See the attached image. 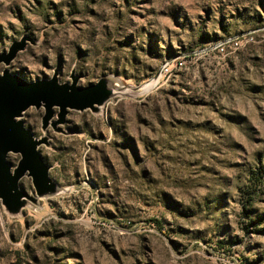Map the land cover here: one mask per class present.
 Returning <instances> with one entry per match:
<instances>
[{
    "label": "rangeland",
    "instance_id": "374dc122",
    "mask_svg": "<svg viewBox=\"0 0 264 264\" xmlns=\"http://www.w3.org/2000/svg\"><path fill=\"white\" fill-rule=\"evenodd\" d=\"M21 40L0 75L120 94L21 113L56 191L0 200V264H264V0H0Z\"/></svg>",
    "mask_w": 264,
    "mask_h": 264
},
{
    "label": "water",
    "instance_id": "95a60500",
    "mask_svg": "<svg viewBox=\"0 0 264 264\" xmlns=\"http://www.w3.org/2000/svg\"><path fill=\"white\" fill-rule=\"evenodd\" d=\"M24 46L23 40L13 43L6 53L0 54V63L9 65ZM102 81L80 88L76 79H72L69 85H58L55 77L48 81L27 83L9 75L7 71L0 75V200L6 209H18L23 197L18 183L24 175L31 179L38 195L56 191L48 178L47 167L37 152L39 142L34 140L31 133L17 120L21 113L30 107L39 108L42 105L45 111L42 124L47 126L53 117L52 108L56 107L59 113L52 125L62 124L67 109H90L110 94ZM9 154L20 157L13 170L7 161Z\"/></svg>",
    "mask_w": 264,
    "mask_h": 264
},
{
    "label": "bare ground",
    "instance_id": "6f19581e",
    "mask_svg": "<svg viewBox=\"0 0 264 264\" xmlns=\"http://www.w3.org/2000/svg\"><path fill=\"white\" fill-rule=\"evenodd\" d=\"M103 85H104V87L109 91V95L108 96H106V97H103L102 99H101V102L99 103V104H95V105H93V107L92 108H90V110L92 111V112H94V113H98V112H100L101 111V109L105 106V104L111 99V98H113V97H116V96H118L120 93H119V91H118V88H117V84L116 83H113V82H110V81H102L101 82ZM157 84V80L156 79H153V80H151L148 84H145L144 86H142V88L141 89H139V90H141V92H147V91H149L151 88H153L155 85ZM47 194H49V193H47V192H42L41 194H40V196H44V195H47ZM24 206V204H23V202L22 201H20V203L18 204V209H20L21 207H23ZM17 209V210H18Z\"/></svg>",
    "mask_w": 264,
    "mask_h": 264
},
{
    "label": "built area",
    "instance_id": "2783aa9c",
    "mask_svg": "<svg viewBox=\"0 0 264 264\" xmlns=\"http://www.w3.org/2000/svg\"><path fill=\"white\" fill-rule=\"evenodd\" d=\"M224 44H218L217 46H216V50L218 51V52H221V53H223L224 52V46H223ZM178 60H176V59H174V60H172V62H167L166 64H164L161 68H160V70H159V72H158V74H157V76L155 77V79L157 80V84L164 78V77H166V76H168L169 74H170V72H171V66L172 65H174V66H176V64L178 63L177 62ZM179 65H181L180 63H178ZM177 64V65H178Z\"/></svg>",
    "mask_w": 264,
    "mask_h": 264
}]
</instances>
